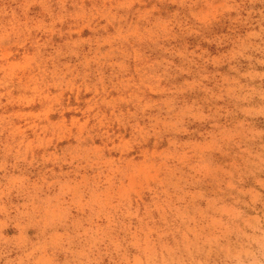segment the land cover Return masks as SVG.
<instances>
[{
	"label": "rangeland",
	"instance_id": "obj_1",
	"mask_svg": "<svg viewBox=\"0 0 264 264\" xmlns=\"http://www.w3.org/2000/svg\"><path fill=\"white\" fill-rule=\"evenodd\" d=\"M0 264H264V0H0Z\"/></svg>",
	"mask_w": 264,
	"mask_h": 264
}]
</instances>
